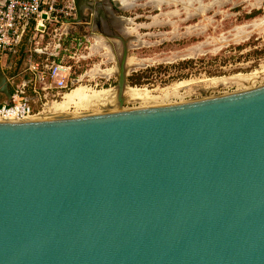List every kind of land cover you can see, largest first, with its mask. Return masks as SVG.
<instances>
[{
  "label": "water",
  "instance_id": "water-1",
  "mask_svg": "<svg viewBox=\"0 0 264 264\" xmlns=\"http://www.w3.org/2000/svg\"><path fill=\"white\" fill-rule=\"evenodd\" d=\"M120 70L121 108L0 120V264H264V84L123 108Z\"/></svg>",
  "mask_w": 264,
  "mask_h": 264
},
{
  "label": "rangeland",
  "instance_id": "rangeland-1",
  "mask_svg": "<svg viewBox=\"0 0 264 264\" xmlns=\"http://www.w3.org/2000/svg\"><path fill=\"white\" fill-rule=\"evenodd\" d=\"M91 2L93 9L85 7L76 25V37L84 39L76 54L81 58V80L40 112L54 106L69 114L121 108V66L129 85L123 89V108L150 106L151 99L161 105L264 84V0ZM56 3L63 10L61 22L76 17L73 0ZM6 62L2 57L0 65ZM132 77L134 86L129 84Z\"/></svg>",
  "mask_w": 264,
  "mask_h": 264
},
{
  "label": "built area",
  "instance_id": "built-area-1",
  "mask_svg": "<svg viewBox=\"0 0 264 264\" xmlns=\"http://www.w3.org/2000/svg\"><path fill=\"white\" fill-rule=\"evenodd\" d=\"M61 13L63 10L55 0H4L3 3L0 0V60L7 58L5 69L13 68L16 47L30 30L44 34L41 42H37L42 45L38 54L45 56L33 60L28 51L18 74L6 72L7 83L14 87L10 102L0 104V120L33 118L46 104L62 100L81 80L77 73L81 58L76 54L84 39L65 31L66 18L61 22ZM18 75L24 76L23 84H15ZM26 86L31 88L40 110L35 111L25 97Z\"/></svg>",
  "mask_w": 264,
  "mask_h": 264
},
{
  "label": "crops",
  "instance_id": "crops-1",
  "mask_svg": "<svg viewBox=\"0 0 264 264\" xmlns=\"http://www.w3.org/2000/svg\"><path fill=\"white\" fill-rule=\"evenodd\" d=\"M56 1L57 0H55V4H57ZM43 6H47V5H43ZM87 16H89V15H87ZM63 23H65L63 25V27L65 28V31L67 33L72 34V35H76V31H77V26L76 25L69 24L68 21L67 22L64 21ZM43 36H44L43 33H34L32 30H30L26 34V36L23 38L22 42L16 47L17 52H16V54H15V56L13 58V62H14L13 68L11 70L7 71V69H5V67H2L0 65L1 69H2V72L5 73V74H6V72H10L12 74H18L19 70H20V68L22 66V64L19 65V62H20L21 58L24 57L28 53H31V58L33 60L39 59V58H44L45 56L38 54L39 53V49L42 46V45H39L40 43H38V42H41ZM34 40L36 42L37 41L38 42L34 43L33 42ZM24 81H25V78H24L23 75H18L15 78V84L16 85L23 84ZM13 87H14V85L8 84V89H9L10 93L12 92ZM24 92H25L24 95H25L26 98H28L32 108L35 111L40 110L39 102L34 99V96L32 94L31 88L29 86H26L24 88ZM45 95H48V94L45 93ZM3 102H7V98L0 91V104H2Z\"/></svg>",
  "mask_w": 264,
  "mask_h": 264
},
{
  "label": "bare ground",
  "instance_id": "bare-ground-1",
  "mask_svg": "<svg viewBox=\"0 0 264 264\" xmlns=\"http://www.w3.org/2000/svg\"><path fill=\"white\" fill-rule=\"evenodd\" d=\"M134 100V99H133ZM101 101H103V100H101ZM93 102H95V103H97V100H95V101H93ZM107 102V101H106ZM151 103H152V105H158V103H156V100H154V99H151V101H150ZM149 102V103H150ZM86 103V102H85ZM88 103V102H87ZM108 103V102H107ZM101 104V103H100ZM164 104V103H163ZM168 104V103H167ZM114 105V104H113ZM151 105V104H150ZM86 107H87V105H86ZM120 108V107H119ZM49 109V108H48ZM110 109H117V108H110ZM98 110H105V108L103 109H101L100 107L99 108H97V111ZM107 110V109H106ZM64 114H69V113H64L63 112V108L62 107H60V106H54V108L53 109H49V110H45V111H42V112H39L37 115H35L34 117H43V116H54V115H64Z\"/></svg>",
  "mask_w": 264,
  "mask_h": 264
},
{
  "label": "trees",
  "instance_id": "trees-1",
  "mask_svg": "<svg viewBox=\"0 0 264 264\" xmlns=\"http://www.w3.org/2000/svg\"><path fill=\"white\" fill-rule=\"evenodd\" d=\"M132 79V81H130V85L131 86H134V85H136L137 84V82H136V80L135 79H133V77L131 78Z\"/></svg>",
  "mask_w": 264,
  "mask_h": 264
}]
</instances>
